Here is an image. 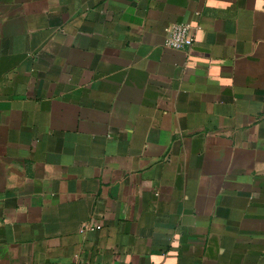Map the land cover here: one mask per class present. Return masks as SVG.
Instances as JSON below:
<instances>
[{"label": "crops", "instance_id": "0c3cea01", "mask_svg": "<svg viewBox=\"0 0 264 264\" xmlns=\"http://www.w3.org/2000/svg\"><path fill=\"white\" fill-rule=\"evenodd\" d=\"M0 264H264V0H0Z\"/></svg>", "mask_w": 264, "mask_h": 264}, {"label": "built area", "instance_id": "2783aa9c", "mask_svg": "<svg viewBox=\"0 0 264 264\" xmlns=\"http://www.w3.org/2000/svg\"><path fill=\"white\" fill-rule=\"evenodd\" d=\"M195 31V27L190 23H170L164 28V44L171 48L190 47L195 39Z\"/></svg>", "mask_w": 264, "mask_h": 264}]
</instances>
